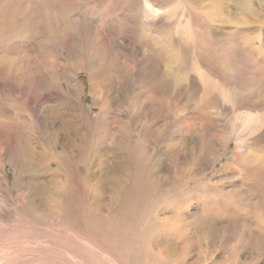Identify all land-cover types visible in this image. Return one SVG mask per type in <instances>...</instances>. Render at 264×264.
Wrapping results in <instances>:
<instances>
[{
    "label": "rangeland",
    "instance_id": "obj_1",
    "mask_svg": "<svg viewBox=\"0 0 264 264\" xmlns=\"http://www.w3.org/2000/svg\"><path fill=\"white\" fill-rule=\"evenodd\" d=\"M237 3L0 0V264H264V0Z\"/></svg>",
    "mask_w": 264,
    "mask_h": 264
},
{
    "label": "bare ground",
    "instance_id": "obj_2",
    "mask_svg": "<svg viewBox=\"0 0 264 264\" xmlns=\"http://www.w3.org/2000/svg\"><path fill=\"white\" fill-rule=\"evenodd\" d=\"M249 1L250 2H248L247 0H245V1L244 0H242V1L241 0H238V3H241L240 5H242V7H240L239 10H241V11H247V12L250 11L251 10V7H250V4H248V3H251V0H249ZM94 89H96V88H94ZM82 111L83 112H86L85 110H82ZM88 116H90V115L88 114ZM93 120L98 122V121H101V118H99V119H93ZM90 122H91V120H90ZM69 123L70 124H68V128L70 130L74 129V131L71 134H68L67 136H69L72 139H78V140H80L79 142H81L82 141L81 139H83L82 138V135H85V133H84L85 132V129L83 128L82 130L81 129L78 130V126L80 124L78 123V120H75V118H71L70 117ZM123 128H121V126H120V128L118 127V130H116V132L112 134L111 142L109 143V145L114 146L112 149H110V152L116 158V161L111 164V167L112 168H115V169L116 168H119L121 166V164L123 163V161L121 160V158L124 157V155H127V157L129 158L130 157L129 155L132 154L131 156L133 157L134 149H136V148L138 149L137 156L135 157L137 159L136 162H138L139 159H141L143 157V154H144L143 151L140 148V145H141L140 143H137L136 145H134L135 147L132 146V144L130 142V139L128 138L129 137V134ZM101 135L105 136L107 134H105L104 132H101L100 136ZM68 140L70 141V139H67V142H65L62 147H63V149H64V151H65L66 154H73V152H74V148L73 147L74 146L73 147L72 146L70 147L68 145ZM81 143H83V142H81ZM215 158L217 159L218 157L216 156ZM129 160H130V158H129ZM104 161H108V159H105Z\"/></svg>",
    "mask_w": 264,
    "mask_h": 264
}]
</instances>
